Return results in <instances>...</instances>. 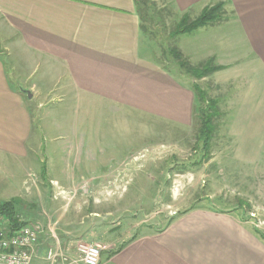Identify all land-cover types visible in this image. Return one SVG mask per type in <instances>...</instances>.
Wrapping results in <instances>:
<instances>
[{
	"label": "rangeland",
	"instance_id": "1",
	"mask_svg": "<svg viewBox=\"0 0 264 264\" xmlns=\"http://www.w3.org/2000/svg\"><path fill=\"white\" fill-rule=\"evenodd\" d=\"M149 1L158 13L142 33V52L215 101L208 148L197 139V118L189 125L152 119L76 98L63 82L48 92L52 73L43 63L21 61L11 50L3 55L30 76L11 84L26 89L35 82L42 94L29 105L33 150L27 158L0 154V202L15 199L21 219L38 226L48 243L65 242L70 253L77 244L98 246L99 264L124 241L160 231L195 208L229 212L264 237V70L237 24L224 22L231 16L224 6L220 26L177 34L183 13L166 0ZM172 48L193 66L219 49L233 64L196 79L173 59Z\"/></svg>",
	"mask_w": 264,
	"mask_h": 264
},
{
	"label": "crops",
	"instance_id": "2",
	"mask_svg": "<svg viewBox=\"0 0 264 264\" xmlns=\"http://www.w3.org/2000/svg\"><path fill=\"white\" fill-rule=\"evenodd\" d=\"M166 1L179 13L223 3L231 12L224 22L237 24L239 38L264 70V0ZM142 39L134 0H0V154L27 158L33 150L29 105L42 94L35 82L26 89L11 84L13 78L28 83L30 76L5 62L10 50L21 61L44 64L52 73L48 92L63 82L76 98L189 125L195 94L143 54ZM219 50L201 60L226 72L233 64L230 53ZM44 238L39 235L31 264H48ZM100 264H264V241L229 212L195 208L160 231L124 241Z\"/></svg>",
	"mask_w": 264,
	"mask_h": 264
},
{
	"label": "trees",
	"instance_id": "3",
	"mask_svg": "<svg viewBox=\"0 0 264 264\" xmlns=\"http://www.w3.org/2000/svg\"><path fill=\"white\" fill-rule=\"evenodd\" d=\"M134 6L135 12L139 19V29L141 33H145L147 31L146 24L148 23L150 25L153 14L158 13L156 11L155 3L149 0H134ZM223 6V3L206 6L196 17L192 19L189 18L187 12L183 13V15L180 17V20L174 24L172 33H190L199 27L220 23L223 20L224 15V12L221 13ZM170 51L173 59L178 62V65L183 67L186 70V73L193 76V78L201 79L220 69L219 66L212 65L210 60L202 63L199 66H193L187 62V59L183 58V55L178 48H172ZM166 69L169 71L168 68ZM189 86L195 94L193 118H197V120H199L197 139L203 142L204 148H208L211 134L214 130L213 119L217 115L214 106L215 101H209V99H206L203 89L197 83L193 82ZM197 103L199 104V107L197 106L196 108ZM15 202V199L0 202V219H3L7 222L9 231L18 229L20 226L29 223L28 220L20 218L18 210L15 206ZM253 232L264 241V237L258 232V230L253 229Z\"/></svg>",
	"mask_w": 264,
	"mask_h": 264
},
{
	"label": "built area",
	"instance_id": "4",
	"mask_svg": "<svg viewBox=\"0 0 264 264\" xmlns=\"http://www.w3.org/2000/svg\"><path fill=\"white\" fill-rule=\"evenodd\" d=\"M39 235L38 226L26 224L9 231L7 222L0 219V264H31ZM43 258L48 264H99L100 250L94 244H77L70 253L55 241Z\"/></svg>",
	"mask_w": 264,
	"mask_h": 264
},
{
	"label": "water",
	"instance_id": "5",
	"mask_svg": "<svg viewBox=\"0 0 264 264\" xmlns=\"http://www.w3.org/2000/svg\"><path fill=\"white\" fill-rule=\"evenodd\" d=\"M26 93L28 97H31V93L29 91H26Z\"/></svg>",
	"mask_w": 264,
	"mask_h": 264
}]
</instances>
